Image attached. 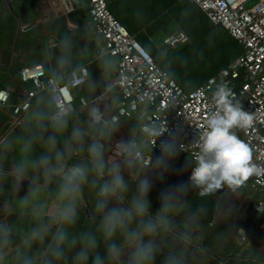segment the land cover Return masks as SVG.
Instances as JSON below:
<instances>
[{
    "label": "clouds",
    "instance_id": "clouds-1",
    "mask_svg": "<svg viewBox=\"0 0 264 264\" xmlns=\"http://www.w3.org/2000/svg\"><path fill=\"white\" fill-rule=\"evenodd\" d=\"M53 31L58 38L42 46L37 61L44 76L35 96L13 129L0 133V264H191V242L201 226L189 193L234 191L264 172L234 131L250 126L253 116L227 83L218 84L212 93L216 111L193 140L198 153L189 159V181L163 190L153 212V177L162 180L185 150L182 130L149 120L134 124L127 140H117L127 122L117 112L110 79L119 69L117 58L108 48L97 50L98 82L84 71L89 50L78 47L76 34L58 26ZM157 57L164 79H177L173 65L179 58H167L164 49ZM69 93L77 97L71 103ZM138 119L145 120L143 109ZM158 140L160 153L153 158ZM86 190L90 208L81 199ZM85 213L93 223L81 226Z\"/></svg>",
    "mask_w": 264,
    "mask_h": 264
},
{
    "label": "built area",
    "instance_id": "built-area-1",
    "mask_svg": "<svg viewBox=\"0 0 264 264\" xmlns=\"http://www.w3.org/2000/svg\"><path fill=\"white\" fill-rule=\"evenodd\" d=\"M198 6L214 24L224 28L243 48L234 61L222 68L192 91H185L175 80L164 79L161 67L152 55L130 35L122 23L112 14L109 0H86L89 24L102 39L103 48L111 50L117 58L119 69L115 86L119 91L117 112L123 119H130L144 110L145 120H160L170 130L181 129L184 149L171 162L170 170L181 159L187 167H193L189 159L198 153L193 142L198 129L214 114L216 106L212 93L220 83H227L237 100L252 116V124L243 129H234L250 149L252 162L264 169V0H188ZM64 13L76 8L71 0H54ZM189 37L183 31L167 35L162 43L167 48L185 45ZM142 54L150 59L145 62ZM84 71L88 70L84 67ZM22 82L29 84L22 97L11 105V123L23 113L35 96V89L42 81L44 72L40 64L24 66L18 71ZM11 92L0 88V110L9 105ZM141 97L151 99L144 103ZM76 97L71 93L68 101ZM168 133L164 134L166 138ZM114 150L112 149V154ZM159 140L153 148V158L159 155ZM251 189L261 193L254 204L256 216L264 212V172L250 176ZM255 233L253 229L240 235L239 243L248 242Z\"/></svg>",
    "mask_w": 264,
    "mask_h": 264
},
{
    "label": "crops",
    "instance_id": "crops-1",
    "mask_svg": "<svg viewBox=\"0 0 264 264\" xmlns=\"http://www.w3.org/2000/svg\"><path fill=\"white\" fill-rule=\"evenodd\" d=\"M71 1L76 9L64 13L58 4H53L54 0H0V88L11 92L9 105L0 110V133L7 134L15 126L11 123V105L30 87L20 80L19 69L40 64L37 61L42 46L58 38L54 27L76 34L78 47L89 50L84 57L85 67L92 79L101 81L102 70L95 54L103 46L102 39L89 24L86 0ZM116 77L117 71H114L110 76L114 85ZM115 92L119 97L116 86ZM125 120L127 122L121 123L117 140H127L129 130L134 124L140 127L142 122L138 115ZM108 155H113L111 148ZM176 163V168L169 170L162 180L153 177V188L149 193L153 212L159 207L163 190L189 181L192 167H187L181 159ZM26 187L27 182L21 195ZM260 197V192L251 189L250 177L234 191L225 187L206 197H201L195 190L190 192L188 201L192 209L200 210L201 226L197 239L191 242V264H264V212L257 217L254 211V204ZM81 199L86 208L91 207L92 196L88 190ZM92 223V216L85 213L81 226ZM250 229L255 231L250 240L239 243L240 235L247 234Z\"/></svg>",
    "mask_w": 264,
    "mask_h": 264
},
{
    "label": "trees",
    "instance_id": "trees-1",
    "mask_svg": "<svg viewBox=\"0 0 264 264\" xmlns=\"http://www.w3.org/2000/svg\"><path fill=\"white\" fill-rule=\"evenodd\" d=\"M108 7L128 33L144 45L160 67L163 61L157 57L156 48L146 41V33H160L171 21L176 20L189 37L188 43L197 35L207 37L210 47L208 53H211V59L216 61V64L201 77L195 87L185 88L183 81H192L196 71L191 67L180 70L177 63L173 65L177 73L175 81L185 91H191L217 75L243 52L242 46L224 28L217 29L218 25H214L198 6L188 0H109ZM164 12L169 14L165 23L159 21Z\"/></svg>",
    "mask_w": 264,
    "mask_h": 264
},
{
    "label": "rangeland",
    "instance_id": "rangeland-1",
    "mask_svg": "<svg viewBox=\"0 0 264 264\" xmlns=\"http://www.w3.org/2000/svg\"><path fill=\"white\" fill-rule=\"evenodd\" d=\"M168 12H164L159 18L160 22L165 23ZM157 24V22H156ZM217 29L222 30L220 26ZM183 31L181 26L176 20L171 21L167 27L160 33L148 34L146 33V41L152 45L156 50L164 49L168 53L167 58H179L177 65L179 69L184 70L191 67L192 70L196 71L195 77L192 80L193 86L195 87L200 81L201 77L205 75L213 65L216 64V61L211 59L210 47L208 44V39L206 36L197 35L194 40L186 45L177 46L174 48H167L163 43V39L172 33ZM184 32V31H183ZM185 33V32H184ZM226 34V32H225ZM140 43V42H139ZM143 47L144 45L140 43ZM191 87V88H192ZM247 188V185H244Z\"/></svg>",
    "mask_w": 264,
    "mask_h": 264
},
{
    "label": "water",
    "instance_id": "water-1",
    "mask_svg": "<svg viewBox=\"0 0 264 264\" xmlns=\"http://www.w3.org/2000/svg\"><path fill=\"white\" fill-rule=\"evenodd\" d=\"M29 28V27H28ZM24 29H27V27H25Z\"/></svg>",
    "mask_w": 264,
    "mask_h": 264
}]
</instances>
